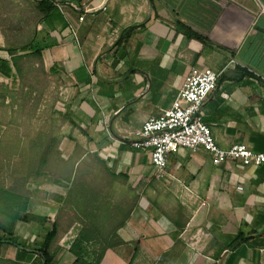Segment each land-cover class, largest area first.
Returning a JSON list of instances; mask_svg holds the SVG:
<instances>
[{
	"label": "crops",
	"instance_id": "0c3cea01",
	"mask_svg": "<svg viewBox=\"0 0 264 264\" xmlns=\"http://www.w3.org/2000/svg\"><path fill=\"white\" fill-rule=\"evenodd\" d=\"M193 67L216 144L264 150V0H0V264L51 231V264H264V165L131 144Z\"/></svg>",
	"mask_w": 264,
	"mask_h": 264
},
{
	"label": "built area",
	"instance_id": "2783aa9c",
	"mask_svg": "<svg viewBox=\"0 0 264 264\" xmlns=\"http://www.w3.org/2000/svg\"><path fill=\"white\" fill-rule=\"evenodd\" d=\"M218 76L219 73L211 69L191 68L171 105L158 116L146 119L134 132L131 144L136 149L150 151L154 176L164 174L167 156L179 148L196 150L200 147L211 155L215 165L226 160L243 165H264V150L255 152L243 143L222 148L203 121L202 106L206 96L217 87Z\"/></svg>",
	"mask_w": 264,
	"mask_h": 264
},
{
	"label": "rangeland",
	"instance_id": "374dc122",
	"mask_svg": "<svg viewBox=\"0 0 264 264\" xmlns=\"http://www.w3.org/2000/svg\"><path fill=\"white\" fill-rule=\"evenodd\" d=\"M22 101L21 102L17 101V104L22 103ZM3 105H4L3 106L4 108H9L6 103H4ZM2 134L0 132V137L2 136ZM6 157H7V150L6 149L5 150L0 149V176H11V175H9L11 173V171H9L7 169V163H6L7 159H5ZM20 167H22V166H17V168H20ZM36 168H38V165H33V169H36ZM18 173H19V171L16 170V175H18Z\"/></svg>",
	"mask_w": 264,
	"mask_h": 264
},
{
	"label": "trees",
	"instance_id": "16d2710c",
	"mask_svg": "<svg viewBox=\"0 0 264 264\" xmlns=\"http://www.w3.org/2000/svg\"><path fill=\"white\" fill-rule=\"evenodd\" d=\"M14 51H16V49L11 50V52H14ZM35 175H37V174H35ZM54 236H55V233L51 231L46 236V239H45V249H43V250L41 249L42 255H43V262H44V264H51V262H50L51 255H50V252L46 251V248H49V243L52 241V239H53ZM71 247L73 248L74 247V244ZM96 263H97V261L96 262H89V264H96ZM83 264H88V262H85L84 261Z\"/></svg>",
	"mask_w": 264,
	"mask_h": 264
}]
</instances>
